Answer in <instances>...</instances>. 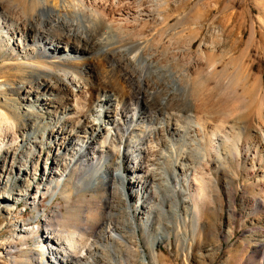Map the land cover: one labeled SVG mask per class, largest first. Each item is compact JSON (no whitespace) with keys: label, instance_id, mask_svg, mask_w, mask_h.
<instances>
[{"label":"bare ground","instance_id":"1","mask_svg":"<svg viewBox=\"0 0 264 264\" xmlns=\"http://www.w3.org/2000/svg\"><path fill=\"white\" fill-rule=\"evenodd\" d=\"M30 1L33 7L29 11L26 10L27 4L22 7L19 4L20 7H18L15 6V3L14 5L11 4L12 2L3 1L5 3H0V49L7 53L3 63L10 64L11 56L15 51H19L22 58L27 60L29 58L31 60L39 52H48L52 55L51 57L55 55L59 58L49 62L40 61L37 66L34 64V67H29L30 71L26 74L13 72L8 77L0 79V95L5 97L3 107H8V110L12 109L11 116L0 111V200H5L7 203L11 201L13 205L26 199H31V203H35L43 192V195L50 194L52 199L60 197L64 206L69 208L73 193L80 200H84L86 198L85 193L92 191V189H94L91 192L92 195H96L98 192L107 194V196L116 195L115 198L121 205L124 220L129 226L128 230L131 233L129 238L135 241V247H132L131 243L130 246L124 242L127 238L124 239L111 220L105 222V232L96 228L94 231L82 235L81 231L77 229L78 227H74L69 232L62 230L57 223L52 224L51 219L61 213L55 209L44 216L43 234H45V240L44 242L43 240L40 241V246L43 250L48 251V258L42 260L43 264H98L100 260L103 262L101 264H107L111 258L110 251H114L113 247L121 243H125L128 253L134 258L132 264H148V257L154 262L156 257L154 246L170 244V235H166L169 230L166 231L168 215L173 214L175 216L180 204L188 202L193 222L198 224L200 204L207 199L209 200L210 191L217 195L221 193L227 197L229 202L237 198L241 211L245 210L250 203L258 207L264 205V129L254 127L252 129L250 126L247 127L248 125L245 127V122L242 120L244 118H233L234 120L229 123L227 118L237 114L243 108L242 97L233 96L232 91L234 90L229 91L232 84L234 85V81L232 83L226 82L228 86L222 87L221 81L217 82L219 79L214 80L222 87L219 88L221 92L218 96L204 94L209 98L205 108L202 109L201 107L202 111L207 112L209 110L212 112L217 109L221 117L224 118L220 119L222 122L218 125H213L215 127L212 131L207 130L210 135L208 137L206 132L207 136L205 137L207 138H204L207 140L206 143L203 140L205 152L198 155L199 161H196L197 163L193 162L187 165L185 162L189 157L192 159L196 157L199 152L195 153L196 151L192 147L190 154L187 153L190 149H185L190 146L187 147L184 144L186 134L179 137L178 140H170L168 135V138L166 137V127L170 126L166 119L164 122L161 119L158 126H155V119L152 115L154 112H150L151 118L149 115L140 112V100H144V103L150 101L153 83L150 82L152 84L151 90L147 89V86L145 90L141 89V86L135 84L137 78H134L133 71L129 70L133 69L130 67L138 60H140L139 64L142 69L148 67L149 59H154L160 63V57H156L157 54L160 55L157 53L159 49L156 50V46L155 48L150 46L157 37L148 33V35L141 37V34L136 30L140 34L139 37L138 33L135 35L139 38L138 40H135L137 37H134L133 34L132 39L137 42L136 48L133 51L131 49L132 52L128 54L125 52L126 56H120V51H117L115 45L125 35L123 32H125L126 27L142 23V25L153 24L159 25V27L165 25L166 17L164 18V15L157 14L154 19L151 18L152 15L154 16L153 11L156 9H153L156 5L152 9L149 2L144 1L146 3H143L140 0ZM162 6L163 8L166 6L165 0L159 3L160 10H162ZM31 12L34 13L33 16L30 14ZM140 16L148 19L142 20L141 23ZM77 18L86 20L88 26L85 24L82 27L85 31L88 30L89 26L94 25L92 20L104 24L109 32L111 31L107 39L104 37V39L102 38L93 44V47L98 46L101 51L99 57L96 55L97 58H94L91 55L92 46H88L85 39L90 36L82 33L83 31L81 32ZM140 32L144 33L145 31L141 30ZM161 35L162 33H159L157 36L160 37ZM126 39L125 42L128 41ZM110 40H115V42ZM108 41H110L109 44ZM128 42L130 45V41ZM163 47V50H160L165 53ZM200 51L201 59L214 55V58L217 57L216 60L212 61V64H201L208 72L206 73L213 76L221 61V56H219L221 53L218 55L213 48ZM172 54L170 56H173ZM167 62H169L168 59ZM38 65H43L50 70H41ZM139 70L141 71V68ZM202 70L199 69L201 72ZM175 76L178 77L176 74ZM183 78L185 79V77ZM207 79L211 80V77ZM143 81H146V78ZM143 81H139L142 86L144 85ZM175 81L177 82V80ZM205 81L206 79L204 81L201 79L200 83L203 82V84L201 83L202 86L204 85V88L209 92L214 91L213 89L218 85L213 84L215 86L212 87L213 89L208 88L206 87L207 84L206 86L204 84ZM186 82L188 83V81ZM200 83H197L199 87ZM167 84L169 85V83ZM185 88L187 89V87ZM159 92L156 93L160 94ZM184 92L183 94H185ZM214 92H217L216 89ZM213 94L217 95L216 93ZM131 98L136 100L138 98L137 104L134 109L127 111V104H130ZM204 100L201 104L205 103ZM150 106L152 105L149 104ZM195 109L198 108L195 107ZM168 110L170 109L168 108ZM199 118L198 124L196 123L195 126L199 125L200 128H203L209 119L206 117L208 121L206 120L204 123L205 120L202 118L199 120ZM178 120L180 121L179 118ZM178 123L174 125L176 132H179L183 127ZM190 142L192 141L190 140ZM193 142L195 141L193 140ZM197 149L199 150V147ZM189 168L192 170L191 179L188 174H185L186 169ZM211 171L215 173L216 178L211 176ZM12 176L17 177L15 188L13 193L6 195L4 191L8 188V182ZM239 179L247 182L251 188L256 187L260 192L258 194L262 192L263 195L253 199L244 194L239 195V191H244L246 188L244 184L235 185ZM38 180H40L39 184L35 185ZM101 186H105V188ZM32 189L34 193L30 197ZM131 197L137 199L136 204H129ZM166 199L175 202L173 206H170L169 211L166 210ZM6 205L8 208L11 207L9 204ZM110 205H115L112 200ZM159 205H162V209L157 211L156 216L153 212L157 210ZM139 211H142L143 215L135 219ZM99 214L97 215L99 216ZM100 217L104 222L103 214H100ZM155 225L162 227L163 231H157ZM176 227L179 228V226ZM137 229L140 231L141 238L138 236ZM31 232L32 230L24 228V225L20 231L21 235L24 236ZM21 235L19 237H24ZM232 236L233 233H230L229 237ZM95 237L103 244H98L94 240ZM262 237L261 244L264 246V236Z\"/></svg>","mask_w":264,"mask_h":264},{"label":"rangeland","instance_id":"2","mask_svg":"<svg viewBox=\"0 0 264 264\" xmlns=\"http://www.w3.org/2000/svg\"><path fill=\"white\" fill-rule=\"evenodd\" d=\"M3 1L9 3L12 2L11 4L13 5L15 3V6L18 7L26 6L27 4L28 5L26 6L27 11H29L33 7V4L30 0H13V1L0 0V3H5ZM140 1L143 3L149 2V5H151L152 9L156 5V7L153 9V10L156 9L155 11H153L154 16L152 15L151 18L154 19L155 15L157 16V14L158 15L162 14L161 16L164 15L163 17L164 18L166 17L165 18L166 23L164 22L165 25H163L162 27L153 24L142 25L143 24L142 20L148 18L140 16V21L142 24H136V25H131L132 27L131 26L126 27V29L124 30L125 32H123V35L124 34L125 35L122 36V38L124 37L123 42L125 44L122 42V38H121L119 42L115 45L116 47L115 46L114 47L117 48L118 52L120 51L119 52L120 56L123 55L126 56L128 53L132 52L136 48L135 46L137 42H135L134 39H132L133 34L134 37H137L135 35H137L138 32L141 34V37L142 35H148V34H154L157 37V38L155 37L156 40L153 42L154 45H152L153 43H151L150 46L151 47L154 46L153 48H155L156 46L155 49L156 50L159 49L157 53H159L160 55L157 54L156 57H160V63L154 61V59H149L148 67H146L147 69L146 68L142 69V67L139 64L140 60H138L135 63H133L134 66L132 65V67H130V69L131 68L133 69L129 71L131 72L133 71L132 74H134V78L135 79L137 78V80H135L136 81L135 84L139 87L141 86L140 87L141 89L145 90L146 86L147 89L148 88L150 89V87L152 86L151 83H153V86L151 87L153 90L151 95L152 97H150L152 99L149 98L152 104L150 101H148L149 103L148 102L144 103V100H140L139 103L140 112L149 116H150V112H154L152 113V115L155 119L154 120L155 126H158L159 124L158 122H160L161 119H163L162 122H164V120L166 119V121L169 122L170 125L166 127V137L168 138L169 136L168 139L170 140H174V139L178 140L179 137L186 134L187 137L185 135L184 144L187 147L190 146L188 149H185V150L190 149L187 152L188 154H190L192 147L193 150L196 151L195 153L199 151L198 152L199 154L197 153V156L194 157L193 159L191 157H189V159H186L185 162L187 163V165L189 163L199 161L198 155L205 152L203 147L207 141L206 139H204L207 138L205 137L207 136L206 134L208 133V137H209L210 135L209 132L212 131L213 128L215 127L213 125H218L219 123L222 122V120L220 122V119L224 118L221 117L220 112L217 109H214L212 112L209 110H207V112L204 110L202 111L203 107L205 108V104H207V99L209 98L208 96H218L219 92H221L220 89L223 86L224 87L228 86V83H232V81H234V85L232 84V88H230L229 91L234 90L232 91L233 96L235 97L240 96V98L242 97L244 109L242 108L240 112L235 114L236 116L233 115L230 118H227L229 119V123L231 120H234L235 118L236 119L244 118L242 120L245 122L244 124L245 127L248 125L247 127L250 126V128L252 129L254 128L264 129V52H263L264 0H165L166 6H164L165 9L162 6V10H160L161 7H159V3L162 2V0H157V1L140 0ZM30 14L32 16L34 15V13L32 12ZM73 19L76 20L75 17H73ZM80 20L82 21V25ZM83 20H84L83 18L80 19L77 18V23L80 26L81 32L83 31L82 33H85L87 36H90L88 38H85L87 42L86 44L88 46H92L91 55L94 56V58L95 57L97 58L96 55H98L99 57L101 51L99 50L98 46L93 47V44H95L98 40H101L102 38L104 39V37H106L105 39H107L111 31L109 32V29L106 28L104 24L93 20L92 22L94 23L95 26L94 25L89 26L88 30L85 31L82 27L85 24L88 26V24L86 23V20H84L85 22ZM140 21H138V23H140ZM93 26L95 27V29L98 28L99 29L93 30L94 28ZM154 27L156 28L158 27V29L155 28L156 29L155 30ZM100 28H102L104 32H102L103 30ZM140 29L145 32L141 33ZM136 30H138V32ZM128 31L132 34H130ZM139 33H138V37L140 35ZM159 33H162L163 35L160 36L161 38L157 36ZM211 33L213 36L210 35ZM138 37L135 38V40L136 39L138 40L139 39ZM125 39L130 41V45L128 44L129 43L128 41H126L127 43L125 42ZM110 41H108L107 43L109 44ZM112 41L115 42V40ZM121 43L124 45H122ZM162 47L165 49L166 55L164 51L161 52V50H163ZM208 48L215 49L218 55L220 53L222 54L219 55L221 56V61L218 64L216 72L213 74V76H211L212 74H207L208 72L204 69L203 66H201V64L204 65H207L209 63L212 64V61L217 59V57L214 58L215 55L212 56L213 58L207 57L208 58V59L206 58L207 61L206 59H201L200 50L205 51ZM125 52H127V54ZM14 53L11 56V60H10L11 62H9L10 64L7 65L6 62L3 63L4 59L7 57V53L4 50L0 49V74H1L0 79L8 77V75H10V73L13 74V72L26 74L30 71L28 69L29 67L31 68L37 66V63L40 61L49 62L50 60H57L59 58V57L57 58L55 55L54 57H51L52 55H50L48 52H39L35 57H32L31 60H29L30 58L27 60L22 58L21 53L19 51H15ZM171 54L173 56L175 55V57L170 56ZM167 55L171 58H169ZM163 59L166 61H164ZM167 59L169 62H167ZM176 61H178L177 62L178 65L176 64ZM179 62L180 65L182 66L179 65ZM157 63L158 65H156ZM166 63L167 64L169 63L168 66ZM5 64L7 67L5 66ZM150 65L152 66V68H150L151 67ZM38 66L39 69L41 67V70L44 71L50 70L49 68L44 67L43 65H38ZM139 67L141 68V71L139 70L140 69ZM177 68H180L179 69L180 71ZM199 69L200 70L203 69L204 72L203 70L202 72L199 71ZM157 70L159 71L155 72ZM182 71L184 72L182 73ZM142 73L144 77L142 76ZM175 74L178 76L177 77L178 79L176 78ZM181 74L182 75L186 74V75L182 76ZM183 77H185V79ZM210 77L211 80H208L207 78ZM140 78L143 79L140 80ZM145 78L147 82L143 81L145 80ZM153 78L156 80H154ZM201 79L202 81L206 79L207 82L205 81L204 84L205 86L207 84L206 87L208 88H212V87L214 88L215 87L214 85L218 84L220 81L222 87L219 86L220 84H218L214 89L212 88L214 91L216 89L218 93L214 91L209 92L208 90H206V88H204V85L202 86L203 82H201L202 84L200 83ZM138 80L143 81L144 85L142 86L141 82L139 83ZM158 80L160 81V83ZM165 80L166 81L168 80L167 83H169V85L166 83ZM175 80H177V82ZM182 80L184 83L186 81H188V83L186 82L184 84ZM214 80L216 81L218 80L217 81L218 83ZM229 80L231 81L229 82ZM189 81H191L192 83ZM198 82L200 83V87L203 88H200L199 84L197 85ZM164 83L167 87L165 85H162ZM180 85L182 86L180 87ZM185 87H187V89ZM174 91L176 94L174 93ZM156 92H159L160 94ZM183 92L185 94H183ZM213 93H216L217 95ZM204 96L206 97L205 100H204ZM4 99L5 97L0 95V111L5 112L6 114H8V116H11L12 109L8 110L9 109L8 107H3ZM192 99L193 101H191ZM130 100H131L130 104H127L128 107L127 111L134 109L136 107L138 98L137 100L134 98H131ZM203 100L205 101V103L203 102L201 104ZM149 104L152 105L150 107H152L153 109L149 107ZM167 107L171 111L168 110ZM195 107L198 109L196 110ZM198 116L201 117L199 118ZM206 117H208L207 119H209V121L206 119ZM178 118L180 119L181 122L178 120ZM198 118L199 120L201 118L202 120H205L204 123L207 120L211 124L206 122L203 127L204 129L200 128V126L197 125V127L199 128L198 129L195 126L196 123L198 122L197 121ZM175 122L176 123L179 122L178 125L186 128L184 129L182 127L179 132H176L174 127V125L176 124ZM205 129L206 131H203ZM190 140L192 142L193 140L195 141L193 142L194 143L193 146H192V142L189 143ZM203 140L205 143L203 142ZM198 147L199 150L197 149ZM190 166L192 167V165ZM186 171L185 174H188V177H190L191 179L190 173L192 172V170H190L189 168L186 169ZM211 172H210L211 176L216 178L215 173L214 172L211 173ZM16 181H17L16 176H12L10 178L8 182V188L5 189L4 191L6 195L13 193ZM39 181L40 180H38L35 183V185H38ZM102 184L103 183L101 182V185ZM237 184L238 185L244 184L246 186L244 191L243 190L239 191L240 192L238 193L239 195L244 194L246 197L248 198L250 197L253 199L260 197V195L262 194V192L261 194H258L260 192L256 187L251 188V186L247 182H243L242 179H239L238 182H235V185ZM101 187L105 188V186H101ZM128 189H130L129 186ZM41 191H42V187H41ZM92 191H94V189H92ZM92 191L85 193L86 198L84 200H80L73 193L72 202L69 208H66L64 206L60 197H57L56 199L54 198L55 199L54 200L52 199L50 194L43 195V192H41L39 198L35 201V203H31V199H26V200H21L13 205V202L11 201L7 203L5 200H0V264H43L42 260L48 258V251L43 250L42 247L40 246L41 245L40 241L43 240L44 242L45 240V234H43L44 233L43 224L45 221L44 216L46 214H50L51 211L55 209H58L61 213L57 215V217H53L51 219L53 223L52 222L51 223L52 224L57 223L60 226V229L62 230L69 232L72 231L74 227L76 228L78 227L77 229L81 231L82 235L83 233L92 232L96 228L101 229L102 231L104 230L103 232H105V222L111 220L113 225L116 226L118 232L124 237V239L126 238L128 239V240L126 239L124 242H127L129 245L131 243L132 247L133 246L135 247V241L129 238L131 236V233L128 230L129 229L128 224L124 220L125 217L122 213L121 205L118 202L117 198H115L117 196L112 194L107 196V194H102V192H98L96 195H92L91 193ZM32 193H34L33 189L31 190L30 197L33 196ZM112 196L114 199L112 198ZM209 196H210L209 198L210 201L207 199L205 200V202L203 201L200 204L201 205L200 214H199L200 217L198 224L193 222L194 220L192 219L191 208L189 207L188 202H185L186 206L184 202L182 203V205L180 204L178 210V212L179 211L180 212L179 213L177 212L175 216L173 214L168 215L166 220L169 219L170 221L169 220L166 221V227H167L166 231L169 229L166 232V235L168 236L170 235L169 236L170 244H162L160 246H154V249L156 250L155 252L156 257L154 262L151 261L150 257H148L147 258L148 264H264V246L261 244V240H263L262 236H264V205L258 207L255 205L253 206V204L250 203L247 206V208H245V210L241 211L237 198L234 201L229 202L226 196L222 195L221 193L219 195L214 194L212 191L209 192ZM109 200L110 201L112 200L115 205L113 206L110 205ZM141 201H144V199H141ZM171 201L172 200L166 199V210L168 209L170 210V206H173L175 204L174 201L172 202ZM206 201H208L209 204ZM136 202L137 199L135 197L134 198L131 197L129 199V204L131 205L136 204ZM99 203H102V205H99ZM6 204L11 205V207L9 206L10 208H8ZM143 205L145 204L143 203ZM159 209L161 211L162 205H159L156 211L154 210L153 212L154 215L157 216L158 214L157 211H159ZM98 213L103 214L104 222L101 220L100 214L99 216L97 215ZM142 215H143L142 211H139L138 215L135 216V219L142 217ZM23 225L24 228H28L32 230V232L29 235H25V236L21 235L22 233H20V231ZM176 226H179V228ZM155 227L157 228V231L160 232L163 231L162 227H159L157 225H155ZM183 229L184 231H181ZM137 233L139 238H141L139 229H137ZM230 233H233L232 237H229ZM20 235L24 237H19ZM96 238L97 237H95L94 240L97 241L98 244H103V242H100L99 239ZM113 250L114 251H110L111 258L108 261L109 263L107 264L133 263L134 258L131 257V255L128 253L125 243H121L120 245L117 244L116 246L113 247ZM101 263L103 262H101L100 260L98 264Z\"/></svg>","mask_w":264,"mask_h":264}]
</instances>
